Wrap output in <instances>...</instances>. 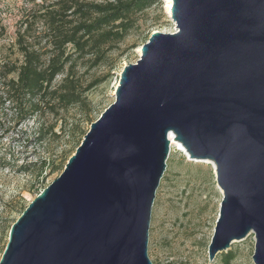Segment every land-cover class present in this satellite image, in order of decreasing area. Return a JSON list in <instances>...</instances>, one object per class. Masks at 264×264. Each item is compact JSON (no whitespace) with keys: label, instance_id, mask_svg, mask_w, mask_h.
I'll use <instances>...</instances> for the list:
<instances>
[{"label":"water","instance_id":"water-1","mask_svg":"<svg viewBox=\"0 0 264 264\" xmlns=\"http://www.w3.org/2000/svg\"><path fill=\"white\" fill-rule=\"evenodd\" d=\"M115 102L13 222L0 264H153V202L171 136L213 160L221 206L210 259L254 235L264 264V0H173Z\"/></svg>","mask_w":264,"mask_h":264},{"label":"rangeland","instance_id":"rangeland-1","mask_svg":"<svg viewBox=\"0 0 264 264\" xmlns=\"http://www.w3.org/2000/svg\"><path fill=\"white\" fill-rule=\"evenodd\" d=\"M55 1L0 0V130L5 131L0 141V259L9 239L11 222L43 188L59 177L91 123L115 102L121 72L141 57L138 49L145 43L143 37L156 30L176 31L166 0H160L139 15L140 27L109 57L107 64L115 63L112 76L88 92L89 120L88 108L75 105L68 110L60 109L58 115L46 111L40 117L19 122L20 103L5 100L8 87L3 74L23 61L18 41L21 33L27 40L38 42L43 29L39 21L41 12ZM135 42L138 46L131 48ZM107 70L108 65L90 68L87 63L79 67L78 75L86 85L94 77H102ZM12 76L16 77L17 72ZM61 78L59 75L58 80ZM190 158L171 144L165 174L153 202L148 243L153 264H255L252 261L253 234L233 241L229 249L219 251L210 259L209 244L218 219L222 191L212 166ZM45 161L47 165L43 167ZM30 164L29 171L23 170V166ZM229 251L233 254L227 263Z\"/></svg>","mask_w":264,"mask_h":264},{"label":"trees","instance_id":"trees-1","mask_svg":"<svg viewBox=\"0 0 264 264\" xmlns=\"http://www.w3.org/2000/svg\"><path fill=\"white\" fill-rule=\"evenodd\" d=\"M159 2L56 0L46 7L39 19L43 29L37 37L38 42L27 40L21 33L18 41L23 61L3 74L4 84L8 87L5 100L20 103V119L17 121L40 117L46 111L58 115L60 109L68 110L75 105L88 108L89 120L88 92L112 76L115 63L107 64L109 57L140 27L139 15ZM149 36L143 37L145 43ZM136 46L138 43L135 42L131 48ZM87 63L90 68L108 65V70L102 77H94L84 85L78 72L79 67ZM13 72H17L16 77H11ZM59 75H62L60 80ZM50 128L53 129L54 125ZM4 135L5 131L0 130V141ZM45 165L46 161L43 167ZM31 166L22 168L29 171ZM232 254L231 251L227 253V263Z\"/></svg>","mask_w":264,"mask_h":264},{"label":"bare ground","instance_id":"bare-ground-1","mask_svg":"<svg viewBox=\"0 0 264 264\" xmlns=\"http://www.w3.org/2000/svg\"><path fill=\"white\" fill-rule=\"evenodd\" d=\"M172 4H173V0H166V7H167L168 12H170V13H171V10H172V8H173V7H172ZM138 50H139V52L141 51L140 48H139ZM171 143H172V145L175 144V145L177 146V149H178V150L184 152L187 156L190 157V155H189V153L187 152V150H186V148L184 147V145H183L181 142L176 141V140L173 138V136H171ZM190 160H191V161H194V162L198 161V162H203V163L209 164V165L212 166L214 172H215V170H216V164H215V162H214L212 159H211V160H209V159H200V158H196V159H194V158L191 157ZM215 173H216V172H215Z\"/></svg>","mask_w":264,"mask_h":264}]
</instances>
